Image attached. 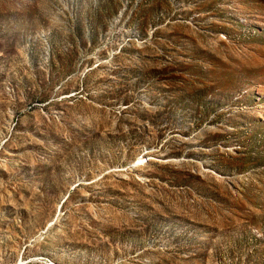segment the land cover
Here are the masks:
<instances>
[{"label":"rangeland","instance_id":"1","mask_svg":"<svg viewBox=\"0 0 264 264\" xmlns=\"http://www.w3.org/2000/svg\"><path fill=\"white\" fill-rule=\"evenodd\" d=\"M0 264H264V0H0Z\"/></svg>","mask_w":264,"mask_h":264}]
</instances>
